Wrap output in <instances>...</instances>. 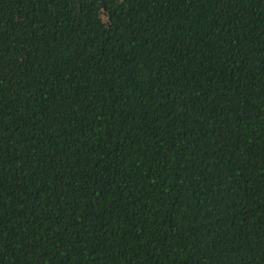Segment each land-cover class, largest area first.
Here are the masks:
<instances>
[{
  "label": "trees",
  "instance_id": "16d2710c",
  "mask_svg": "<svg viewBox=\"0 0 264 264\" xmlns=\"http://www.w3.org/2000/svg\"><path fill=\"white\" fill-rule=\"evenodd\" d=\"M0 264H264V0H0Z\"/></svg>",
  "mask_w": 264,
  "mask_h": 264
}]
</instances>
